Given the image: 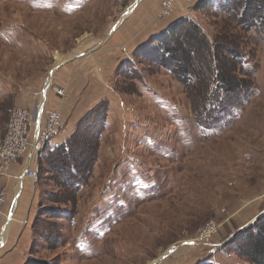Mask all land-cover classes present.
I'll use <instances>...</instances> for the list:
<instances>
[{
	"label": "rangeland",
	"instance_id": "obj_1",
	"mask_svg": "<svg viewBox=\"0 0 264 264\" xmlns=\"http://www.w3.org/2000/svg\"><path fill=\"white\" fill-rule=\"evenodd\" d=\"M117 1L0 0V142L15 107L30 109L35 127L44 89L48 85L46 104L53 87L50 72L64 64H56L58 55L65 60L90 53L108 41L122 17L153 2ZM178 8L179 18L192 19L213 39L222 16ZM246 54L258 69V91L216 132L197 129L186 89L170 73L135 60L132 81L114 77L105 95L112 107L87 185L71 194L41 161L35 184L23 182L30 223L38 219V235L23 263L33 258L48 264H157L167 251L190 246L197 231L214 220L220 232L194 246V264H250L234 246L224 247L264 210V46L248 43ZM94 105L63 116L62 130L73 132ZM20 165L7 179V212L21 182ZM20 196L18 202L25 197Z\"/></svg>",
	"mask_w": 264,
	"mask_h": 264
},
{
	"label": "trees",
	"instance_id": "obj_2",
	"mask_svg": "<svg viewBox=\"0 0 264 264\" xmlns=\"http://www.w3.org/2000/svg\"><path fill=\"white\" fill-rule=\"evenodd\" d=\"M193 8L222 16L221 23L214 25L213 39L192 19L177 18L118 63L112 84L114 77L133 80L135 60L153 64L186 89L197 129L216 132L229 126L258 91V69L247 62L246 48L256 40L264 46V0H197ZM110 111L109 99L100 100L78 120L65 140L56 146L48 144L37 155V162L48 166L55 181L71 194L84 188L93 174ZM37 221L29 225L32 236L38 235ZM226 243L225 248L234 246V252L250 264H264V213L237 230ZM23 264L48 262L27 258Z\"/></svg>",
	"mask_w": 264,
	"mask_h": 264
},
{
	"label": "crops",
	"instance_id": "obj_3",
	"mask_svg": "<svg viewBox=\"0 0 264 264\" xmlns=\"http://www.w3.org/2000/svg\"><path fill=\"white\" fill-rule=\"evenodd\" d=\"M181 5L183 3H178L176 7L175 14H173L176 16L175 19L179 18L182 14V11L178 8ZM133 6L134 4L129 6L130 13L136 5ZM158 8L159 0H153L152 3H146L145 1L142 5H139V9L135 10L130 17H128L129 14L127 17L124 16L119 20L115 30L109 32L107 42L100 43L96 47L97 49H94L88 54L84 55L79 52L78 55L73 56L75 58H67V60L61 62L64 64L59 67L57 66L58 69L55 72L52 86L63 88L66 92V99H59L51 92L44 107L60 108L63 116L66 117L71 113L82 111L89 103L94 105L102 99H109L105 95L110 90L109 86L112 83V73L118 63L130 57L133 51L144 43L148 37L160 32L175 20L173 19L169 22L160 21L157 18ZM81 48L86 51V45H82ZM112 90L111 93L114 94ZM41 101L43 102L45 99L41 98ZM109 101L112 103L110 99ZM71 133V129L67 126L66 130H62L53 139L51 145L56 146L60 144ZM20 163L23 165L22 171L24 170L26 161L21 160L11 168V177L17 173L16 168ZM132 165L135 167V162H132ZM134 176L138 177L136 171L134 172ZM9 178L10 176L7 179ZM6 180L5 183L7 185V182L10 181ZM18 180V183H20V179ZM24 187L25 185L22 186L20 194L25 197L18 202L21 197L19 195L16 209L14 210L10 223H8L9 212H7V219L0 222V264H23L25 259L24 255L32 240L31 232L28 229L30 218L26 209L28 208L26 203H29V200L26 199L27 193L24 192ZM196 254L194 246L182 247L176 254L174 252L172 255H168L164 259L159 260L157 264H194Z\"/></svg>",
	"mask_w": 264,
	"mask_h": 264
},
{
	"label": "built area",
	"instance_id": "obj_4",
	"mask_svg": "<svg viewBox=\"0 0 264 264\" xmlns=\"http://www.w3.org/2000/svg\"><path fill=\"white\" fill-rule=\"evenodd\" d=\"M128 0H118L122 5ZM197 0H159L157 18L171 19L178 3L193 6ZM50 88V87H49ZM52 92L59 99H66V92L60 87H51ZM63 113L60 108H46L42 110L39 123L32 127L31 111L25 107H15L8 118L4 135L0 142V222L7 219L9 192L5 180L9 177L11 168L21 160L30 157L28 167L22 171L24 179L35 184L38 166L37 155L57 137L63 127ZM221 225L214 221H207L196 233V238L189 241L191 246H201L209 243L220 232Z\"/></svg>",
	"mask_w": 264,
	"mask_h": 264
},
{
	"label": "water",
	"instance_id": "obj_5",
	"mask_svg": "<svg viewBox=\"0 0 264 264\" xmlns=\"http://www.w3.org/2000/svg\"><path fill=\"white\" fill-rule=\"evenodd\" d=\"M57 69H58V67H54V68H53V70L50 72V77H49V79L54 75V73L57 71ZM44 90H45V89H44ZM43 92H44V91H43ZM42 95H43V94H42ZM42 98H43V97H42ZM44 106H45V101H44V102L41 101V104L39 105V108H40V110H39V112H40V118H41V114H42V110H43ZM40 118L37 119V123H39ZM30 157H31V155H29L28 159L26 160V165L24 166V169H26V168L28 167V164H29V161H30ZM23 179H24V176H23V174H22L21 182H20V183H22ZM22 186H23V185L20 184V189H19L18 193L16 194L14 200L12 201L11 208H10V211H9V216H8V223H10V221H11L12 215H13V213H14V210H15V207H16V204H17L18 197H19V195H20V193H21ZM263 213H264V210H263L261 213H259V214H258V215H257V216H256L251 222H249L247 225L241 227V228L238 229V230H241V229L245 228L246 226L250 225L253 221H255L258 217H260ZM232 236H233V235H232ZM171 251H172V250H171ZM171 251H167L166 254L163 255V256H161L156 262H158L159 260L164 259V258L167 257L168 255L172 254ZM151 264H156V263L154 262V263H151Z\"/></svg>",
	"mask_w": 264,
	"mask_h": 264
},
{
	"label": "bare ground",
	"instance_id": "obj_6",
	"mask_svg": "<svg viewBox=\"0 0 264 264\" xmlns=\"http://www.w3.org/2000/svg\"><path fill=\"white\" fill-rule=\"evenodd\" d=\"M135 5H136V3H135ZM129 12H130V11H129ZM74 58H75V57H74ZM56 60H57V63L59 64V63H61L62 61H65V60H67V59L65 58V60H64V57H61V56L58 55L57 58H56ZM47 90H48V85L45 87V92H44V94L42 95L43 98L45 97ZM39 118H40V113H39V117H38V119H39ZM23 182H24V179H23L22 183H19V184H18L17 193H18V191H19V189H20V184L23 185ZM17 193H16V194H17Z\"/></svg>",
	"mask_w": 264,
	"mask_h": 264
}]
</instances>
